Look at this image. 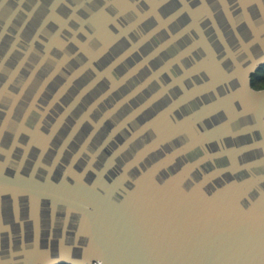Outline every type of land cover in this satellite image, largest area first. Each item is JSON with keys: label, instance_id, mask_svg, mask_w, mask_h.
<instances>
[{"label": "water", "instance_id": "1", "mask_svg": "<svg viewBox=\"0 0 264 264\" xmlns=\"http://www.w3.org/2000/svg\"><path fill=\"white\" fill-rule=\"evenodd\" d=\"M264 0H0V264H264Z\"/></svg>", "mask_w": 264, "mask_h": 264}, {"label": "trees", "instance_id": "2", "mask_svg": "<svg viewBox=\"0 0 264 264\" xmlns=\"http://www.w3.org/2000/svg\"><path fill=\"white\" fill-rule=\"evenodd\" d=\"M252 84L254 87H264V63L261 64L258 69L252 74ZM68 264V263H58Z\"/></svg>", "mask_w": 264, "mask_h": 264}, {"label": "flooded vegetation", "instance_id": "3", "mask_svg": "<svg viewBox=\"0 0 264 264\" xmlns=\"http://www.w3.org/2000/svg\"><path fill=\"white\" fill-rule=\"evenodd\" d=\"M263 63H264V62H263ZM263 63H261V64H263ZM261 64H259L258 67H259ZM258 67L256 68V70L258 69ZM256 70H255V71H256ZM255 71H254V72H255ZM254 72L251 73V80H250L252 87H254L253 84H252V74H253ZM254 88H256V89H261V88H264V87H259V88L254 87Z\"/></svg>", "mask_w": 264, "mask_h": 264}]
</instances>
